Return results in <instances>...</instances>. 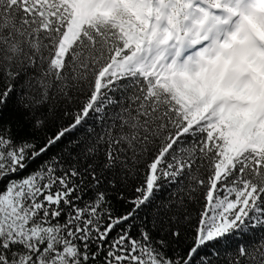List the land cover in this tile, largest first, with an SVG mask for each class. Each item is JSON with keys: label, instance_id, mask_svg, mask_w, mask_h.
<instances>
[{"label": "snow or ice", "instance_id": "obj_1", "mask_svg": "<svg viewBox=\"0 0 264 264\" xmlns=\"http://www.w3.org/2000/svg\"><path fill=\"white\" fill-rule=\"evenodd\" d=\"M0 264H264V0H0Z\"/></svg>", "mask_w": 264, "mask_h": 264}, {"label": "trees", "instance_id": "obj_2", "mask_svg": "<svg viewBox=\"0 0 264 264\" xmlns=\"http://www.w3.org/2000/svg\"><path fill=\"white\" fill-rule=\"evenodd\" d=\"M71 136H75V137H78L79 139H83L84 131L82 129L78 130L75 133L70 134V138H71Z\"/></svg>", "mask_w": 264, "mask_h": 264}]
</instances>
